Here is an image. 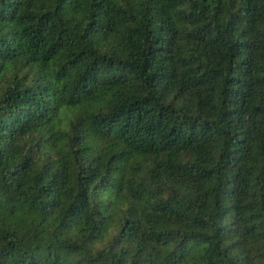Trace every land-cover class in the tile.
<instances>
[{
	"label": "trees",
	"instance_id": "16d2710c",
	"mask_svg": "<svg viewBox=\"0 0 264 264\" xmlns=\"http://www.w3.org/2000/svg\"><path fill=\"white\" fill-rule=\"evenodd\" d=\"M0 264H264V0H0Z\"/></svg>",
	"mask_w": 264,
	"mask_h": 264
}]
</instances>
